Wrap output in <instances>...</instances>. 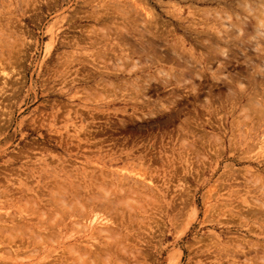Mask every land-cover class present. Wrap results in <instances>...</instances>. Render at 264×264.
<instances>
[{
	"label": "rangeland",
	"instance_id": "374dc122",
	"mask_svg": "<svg viewBox=\"0 0 264 264\" xmlns=\"http://www.w3.org/2000/svg\"><path fill=\"white\" fill-rule=\"evenodd\" d=\"M36 263L264 264V0H0V264Z\"/></svg>",
	"mask_w": 264,
	"mask_h": 264
},
{
	"label": "bare ground",
	"instance_id": "6f19581e",
	"mask_svg": "<svg viewBox=\"0 0 264 264\" xmlns=\"http://www.w3.org/2000/svg\"><path fill=\"white\" fill-rule=\"evenodd\" d=\"M115 203V202H114ZM97 205H99V204H97ZM113 205V204H112ZM87 207V206H86ZM96 208H97V206H96ZM87 210V209H86ZM88 210H89V208H88ZM84 211H85V209H84ZM80 212V211H79ZM86 212V211H85ZM84 214V213H83ZM88 215V214H87ZM91 215H92V211H91ZM84 216H86V214L84 215ZM89 216V215H88ZM69 217V216H68ZM93 217V216H92ZM71 218V217H70ZM90 218V217H89ZM86 219V218H85ZM70 220V219H69ZM82 221L84 220V219H81ZM87 220V219H86ZM93 220V219H92ZM96 220V219H95ZM89 222H90V220H88ZM87 221V222H88ZM77 222V221H76ZM86 222V221H85ZM97 222V221H96ZM85 224V223H84ZM87 224V223H86ZM89 224V223H88ZM90 224H94V223H90ZM88 226V225H87ZM89 226H91V225H89ZM101 226V225H100ZM92 227H93V225H92ZM101 227H104V226H101ZM88 228V227H87ZM93 229V228H92ZM109 229V228H108ZM91 230V229H90ZM101 229H99V231H100ZM121 230V229H120ZM109 231V230H108ZM100 232H102V230L100 231ZM122 232V231H121ZM107 233V232H106ZM116 234H117V232H115ZM89 234H93V232L92 233H89ZM121 234V233H120ZM116 236V235H115ZM94 239V238H93ZM124 240L126 239V238H123ZM120 241H122V240H120ZM118 242V241H117ZM123 242V241H122ZM125 242V241H124ZM123 242V243H124ZM122 243V244H123ZM121 244V243H120ZM94 245V244H93ZM109 245V244H108ZM119 245V244H118ZM117 245V246H118ZM110 247V246H109ZM105 248H107V247H105ZM111 248L112 247H110V250H111ZM116 248V247H115ZM104 249V248H103ZM105 251V250H104ZM108 251H109V249H108ZM13 252V251H12ZM37 264V263H36Z\"/></svg>",
	"mask_w": 264,
	"mask_h": 264
}]
</instances>
